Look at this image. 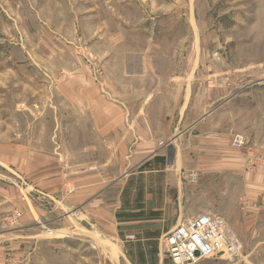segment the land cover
I'll return each instance as SVG.
<instances>
[{
  "label": "rangeland",
  "instance_id": "rangeland-1",
  "mask_svg": "<svg viewBox=\"0 0 264 264\" xmlns=\"http://www.w3.org/2000/svg\"><path fill=\"white\" fill-rule=\"evenodd\" d=\"M153 39L175 71L190 68L195 93L233 94L222 127L245 139L240 179L224 180L235 202L225 218L211 214L237 256L195 264H264V0H0V264H131L32 191L30 172L77 117L63 113L78 93L64 78L84 73L100 87L115 80L118 64L105 62L122 58L123 43Z\"/></svg>",
  "mask_w": 264,
  "mask_h": 264
},
{
  "label": "crops",
  "instance_id": "crops-1",
  "mask_svg": "<svg viewBox=\"0 0 264 264\" xmlns=\"http://www.w3.org/2000/svg\"><path fill=\"white\" fill-rule=\"evenodd\" d=\"M122 49L105 62L118 64L115 80L99 87L84 73L64 78L78 93L63 113L77 117L58 125L68 138L31 170L40 176L31 189L56 211L77 212L80 229L109 236L131 264H171L165 234L199 214L225 218V204L235 202L224 180L227 171L240 179L243 160L222 127L233 94L195 93L190 68L175 71L155 39Z\"/></svg>",
  "mask_w": 264,
  "mask_h": 264
},
{
  "label": "built area",
  "instance_id": "built-area-1",
  "mask_svg": "<svg viewBox=\"0 0 264 264\" xmlns=\"http://www.w3.org/2000/svg\"><path fill=\"white\" fill-rule=\"evenodd\" d=\"M158 145H164L161 139ZM233 148L245 146L242 134L232 136ZM191 177H195L190 173ZM77 217L78 213L75 212ZM221 218L211 214H199L181 222L173 230L164 235L162 245L172 264H195L201 259L217 255H225L233 260L237 256V244L226 234ZM59 233V232H57ZM128 235L126 238H131Z\"/></svg>",
  "mask_w": 264,
  "mask_h": 264
},
{
  "label": "bare ground",
  "instance_id": "bare-ground-1",
  "mask_svg": "<svg viewBox=\"0 0 264 264\" xmlns=\"http://www.w3.org/2000/svg\"><path fill=\"white\" fill-rule=\"evenodd\" d=\"M222 222H223V221H222ZM225 224H226V223H225ZM225 227H227V226H225ZM225 227H224V228H225ZM51 232H53V231H51ZM230 234H231V233H230ZM230 234H229V235H230ZM231 235H232V234H231ZM231 235H230V236H231ZM232 237H233V236H232ZM247 261H248V260H247Z\"/></svg>",
  "mask_w": 264,
  "mask_h": 264
}]
</instances>
